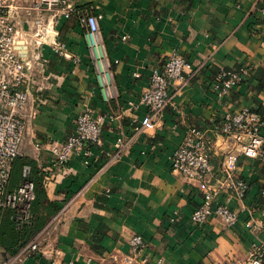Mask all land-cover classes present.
<instances>
[{"label":"crops","instance_id":"1","mask_svg":"<svg viewBox=\"0 0 264 264\" xmlns=\"http://www.w3.org/2000/svg\"><path fill=\"white\" fill-rule=\"evenodd\" d=\"M71 1L102 16L99 45L90 48L76 16L59 22L60 39L72 58L45 48L46 74L34 87L35 103L29 109L36 114L22 146V157L43 184L55 158L35 145L67 141L88 108L109 117L103 145L90 147V163L74 157L71 172L52 180L44 191L41 211L48 203L56 208L48 224L50 241L61 248L62 259L100 264L97 259L110 252H128L129 239L137 234L148 244L150 264L160 259L164 264H217L228 256L246 258L253 240L245 229L251 212L264 224V161L240 157L239 174L249 181L250 191L245 209L239 201L231 202L240 221L228 231L217 216L204 225L193 222L202 192L172 172L171 157L188 127L203 128L212 142L211 163L217 173L224 155L237 147L217 136L214 124L244 107L264 117V0ZM175 50L188 63L187 84L179 93L170 87L173 100L156 129L144 132L127 155L112 161L116 138L132 132L134 116L141 119L148 113L147 107L136 110L132 104H139L152 70L162 69ZM222 68H249L251 75L220 99L211 81ZM9 228L5 221L1 231ZM7 256L0 245V260ZM24 264L52 262L35 254Z\"/></svg>","mask_w":264,"mask_h":264},{"label":"built area","instance_id":"2","mask_svg":"<svg viewBox=\"0 0 264 264\" xmlns=\"http://www.w3.org/2000/svg\"><path fill=\"white\" fill-rule=\"evenodd\" d=\"M72 16H76L86 29L90 48L97 47L101 32L100 14L81 8L71 0H0V229L6 219L14 222L17 230L34 224L36 191L32 167L24 166L20 184L12 188L13 166L23 156L26 131L36 114L35 109L29 108L35 103L34 87L46 74L45 48L50 47L58 56L72 58L58 30L59 22ZM253 32L257 34L258 31ZM75 62H79V58H75ZM187 66L186 59L175 50L162 69L152 70L149 87L143 92L139 104H132L136 110L140 106L147 107L148 113L141 119L134 116L132 132L116 138L112 161H119L127 155L144 132L156 129L165 109L172 103L170 87L175 86L176 93H179L187 84L184 76ZM250 75L249 68L239 71L222 68L211 81V90L223 99L235 87L247 82ZM108 118L88 108L76 119L74 134L67 141H53L48 146L35 145L38 150L47 149L55 158L45 171V188L61 174L71 172L70 163L74 157H82L86 165L90 163V147L103 145L104 124ZM263 130L264 117L249 107L230 112L214 124L212 131L237 147L224 155L216 173L211 163L212 142L208 130L186 129L181 145L171 157V169L202 192V203L192 215L195 224L204 225L217 216L228 231L238 225L240 212L233 210L230 204L237 200L245 209L250 191L249 181L239 174L240 157L264 161ZM150 149L155 150L156 146ZM220 197L224 201H220ZM50 226L48 224L17 254L0 260V264H24L35 254L45 255L52 264H76L75 260L62 259L61 248L50 241ZM245 229L253 238L246 258L228 256L217 264H264V224L251 212ZM128 243V252L113 251L99 257L97 262L150 264L145 256L148 244L142 235L132 236ZM156 264H164V261L160 259Z\"/></svg>","mask_w":264,"mask_h":264},{"label":"trees","instance_id":"3","mask_svg":"<svg viewBox=\"0 0 264 264\" xmlns=\"http://www.w3.org/2000/svg\"><path fill=\"white\" fill-rule=\"evenodd\" d=\"M25 165L32 166L31 162H29L24 157H19L14 162L12 186H15V184L19 182ZM32 168V179L35 183L36 191V199L33 203V213L35 215V221L32 226H25L22 230H17L14 222L9 219L5 220L9 222L10 228L3 231H1L0 229V245L7 251L9 255L17 254L21 248L26 246L33 237H35L48 225L50 218L56 213V208L51 203H48L46 205L43 212L41 211L42 202L46 197L44 192L45 187L42 184L43 179L39 176V172L33 166Z\"/></svg>","mask_w":264,"mask_h":264},{"label":"rangeland","instance_id":"4","mask_svg":"<svg viewBox=\"0 0 264 264\" xmlns=\"http://www.w3.org/2000/svg\"><path fill=\"white\" fill-rule=\"evenodd\" d=\"M9 256H12V255H9Z\"/></svg>","mask_w":264,"mask_h":264}]
</instances>
